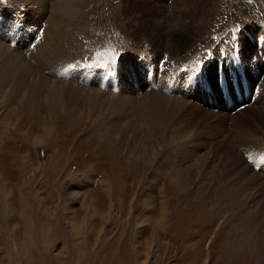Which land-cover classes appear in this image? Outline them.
Here are the masks:
<instances>
[{
	"label": "rangeland",
	"instance_id": "374dc122",
	"mask_svg": "<svg viewBox=\"0 0 264 264\" xmlns=\"http://www.w3.org/2000/svg\"><path fill=\"white\" fill-rule=\"evenodd\" d=\"M152 1L155 9L169 13L171 18L178 12L172 7L173 0ZM52 2L48 0L43 17L31 25L25 18L32 12L37 15L35 2L0 0V42L25 55L32 67L35 63L29 54L33 41H38L48 26ZM145 2L68 0L64 7L78 9L72 10V22L82 21L92 42L77 51L76 46L86 42L74 40L66 19L62 24L66 26L64 38L67 37L65 43L70 49L61 50L63 59L53 62L64 70L49 69L54 67L47 64L43 65L47 71L41 68L38 74L62 83L59 78L65 76V69L94 72L118 59L110 63L107 76L99 75L104 74V81L109 83L112 76L111 83L117 87L121 76L115 70L118 67L120 71L118 64L135 54L137 67L145 60L142 52H149L152 47L146 38L136 40L137 44L130 37L133 31L127 23L129 12L124 9V5L134 3V7L147 11L154 9ZM208 10L202 25L196 24L195 33L192 31L198 34L184 50L183 62L190 60L197 50L202 56L210 34L237 22L244 29L235 40L239 41L240 50L250 46L246 56L255 50L257 33L249 22L253 12H262L264 21V0H215ZM10 17L14 20L11 25ZM219 44L220 40L210 43L206 56ZM168 59L162 62L167 63ZM255 59L253 67L257 69L260 65L256 56ZM129 63L122 66L126 76L133 87L144 88L133 94L136 99L129 97V103L119 97L116 87L106 89L114 96L108 100L101 96L92 101L88 93L79 97L78 93L65 91L68 100H56L51 95L50 100L33 103L31 90L20 93L14 87L15 80L7 83L3 79L7 84L5 91H0V264H264V170H255L251 166L254 158L245 157L264 143V121L250 109L258 104L252 102L235 113L225 110L223 120L199 116L203 119L199 123L188 112L184 117L179 109L176 113L170 106L169 113L171 110L175 114L171 119L170 114L167 121L162 112V121L168 123H162L165 128H158L159 138L150 140L152 136L143 126L138 108V104H143L142 95L146 91L151 93L150 88L142 86L141 73V80L130 77L137 69L129 67ZM249 80L252 83L253 78ZM90 86L87 89H93ZM179 95L205 104L201 92ZM158 100L154 97L153 101ZM235 114L246 124L233 126L231 118ZM214 121L223 122L231 137L244 132L248 137L242 142L244 146H232L235 138L230 136L227 149L217 144L211 136ZM127 123L137 127L135 136L131 132L124 134ZM181 126L190 131L181 133ZM213 148L217 154L207 157V151L214 152ZM233 149L239 150L242 157H229L227 151ZM187 155L193 157L184 159Z\"/></svg>",
	"mask_w": 264,
	"mask_h": 264
},
{
	"label": "bare ground",
	"instance_id": "6f19581e",
	"mask_svg": "<svg viewBox=\"0 0 264 264\" xmlns=\"http://www.w3.org/2000/svg\"><path fill=\"white\" fill-rule=\"evenodd\" d=\"M28 1H29V3H30V1L35 2L36 3L35 6H37V8H38V10H36V12H38L37 15H35V12L34 13L32 12V14L30 13L31 16L28 15V17L26 16V18H25L27 20V22L31 21V25H33V24H36V21L38 20L39 17H41V16L43 17L44 13L47 11V6L49 3H47L48 0H28ZM67 1L68 0H53V2H52V6L50 7V13L47 16L48 21H46V25H48V26L43 29L42 35L38 39V41H33L34 43L32 45L31 52L29 54V59H31V62L35 63L33 66L34 68L31 66L32 65L31 63H30V65L28 64L29 62L27 61V59H26V61L28 63L25 61V59H24L25 55L19 54L18 52L13 51V49H11V48L9 50V48H7V46L5 47L4 44L0 42V91H5L4 87H5L6 82H4V80L7 79L6 80L7 83L9 80H11V81L15 80V84H14L15 86L14 85L13 86L15 88H17V91H19L20 93H26L27 90H31V92H29V93L31 95L30 97H31L33 103H37V101H39L40 99L47 100L51 97V95H53L54 98L56 97V100H61V98L66 100L67 95L64 93L65 91L68 93H71V92L78 93L79 97L82 95V93H88V95L91 97L90 100H92V101H94L93 99L100 98L101 96H103V98L104 97L107 98V100L111 97H114L112 91L110 92L109 90H106L108 88H102L101 84L96 86L98 88L90 86V85H86V84H81L82 85L81 86L80 83H77V82L70 80V79H65V76L67 73H64L65 76L60 75L61 78H59V79H61L62 83L56 82L55 79H52V78L50 79L48 77V75H47V77L49 79L47 77H42V76H40V74H38L39 69L44 68L43 65H47V64H52L54 67V68H49V69H60V70H62L63 67H57L56 65H58V64L54 65L53 62H55V59L56 60L63 59L62 55L60 54L61 50L70 49V45H68V43H65L68 41L66 39L67 37L64 38V36H66V33H65L66 30L64 29V27H66V26L63 24H64V21L66 19H69L68 21H66V24H68V26H67L68 28L71 27L70 32H72V31L74 32V36H75L74 40H76L77 42H79L80 40H84V42H86L85 44H81V42H80V45L76 44L77 45L76 46L77 51H78L79 47L82 48L86 44H89L92 42L91 40H88L89 37H87L88 36L87 31H84V30H86V28L82 24V21L76 20V21L72 22V20L74 18L71 14H73L72 10H75V9L73 8L72 10H69L68 8L64 7L66 5ZM137 1H140V0H137ZM214 1L215 0H173L175 5L174 6L171 5V6L178 11L177 14L173 18L168 16L169 13H167V15H166V14H163L161 11H158L157 9H155L153 7V1L152 0H146V2H145V4H147V2H148L154 8L153 10L150 9L148 11L145 9H141L139 6L134 7L136 5L135 3L129 7L124 5V9H126V11L129 12L126 15V16H128L127 17V23L133 31L132 33H130L131 34L130 37H133L134 39L133 38L132 39L135 40V43H137V44H138L137 41L139 39H142V38H146V40L151 42L152 47H149V48L147 47L148 50L150 49V51L149 52H146V51L142 52L145 54L144 59L149 61V62H155L156 63L159 59H161V58L164 59L163 56H161L162 53H168V56H166V57H167V59L169 58L167 63L164 62V60H163V62L166 64L163 63V65H160L161 71L158 72V74L161 76L160 77L158 75H157L158 77L156 76V80H157L156 86L158 88L154 89V88H152V86L151 87L148 86V89L150 88V90H148V91L151 93H148L146 91V93L143 92L144 95L141 94L142 95L141 99H143L141 103H143L145 105L138 104V108L140 110V117L143 118V126L148 130L147 133H150V135L152 136V138H151L149 135L150 140L154 139V137L156 138L157 135L160 134V131L158 130V128L161 129V127H164V125L162 126V123L164 124V122H165V121H162V119L164 117V114L162 112L165 113L164 119L169 120V117L171 114V110L169 113L170 106L174 110V112H176V113H178L177 111L179 109L182 112L181 114H183L184 117L186 116V114L188 112L189 115H191V117L194 116L192 118H195L198 123H199V119H201V121L203 120L201 118L203 115H204V118L214 116L213 120L214 119L215 120H223L224 119L223 116H225V114H224L225 108H224V105L222 104V102L220 100L219 95L210 96V102H208L206 100V95L201 93L205 99V104L202 102H199L197 99V101L201 104V105L197 106V104L194 103L196 101H194V102L190 101V99L185 98L183 95H168V94L162 93V91L164 90L163 88L165 87V84H166V79H168L169 77H171L173 75V73H175V71L177 70L176 68L178 67V65H180V62L183 59V55L185 54L184 50L187 48V46L190 44V42L196 38V34H198V33L193 34V32H194L193 29L195 27H197L196 24H198V26L202 25V23L205 20V18H203V17H208L207 16V10L208 9L211 10V7L214 5ZM133 2H135V1H133ZM156 5H157V3H156ZM71 8H72V5H71ZM138 9L141 10V12H138ZM76 10H78V9H76ZM209 10H208V12H209ZM63 14H65V16L68 18H66V17L64 18ZM80 14H81V12H80ZM146 15H147V18H146ZM78 16H80V15H78ZM12 18L13 17H10L8 19L9 25H11V23L14 22V20ZM195 20H196V22L197 21H199V22L196 23ZM6 28H8V27L6 26L5 29ZM2 29H0V30H2ZM15 32H18V31H15ZM62 36H63V38H62ZM1 38L2 37L0 36V39ZM77 39H79V40H77ZM142 45H143V43H142ZM89 46H90V44H89ZM89 46L87 47L88 49L90 48ZM44 47H45V49H44ZM249 49H251V47L245 45V47L241 51V52H243L245 57L247 54L246 51H249ZM145 50H146V48H145ZM199 54H200V51L197 50L196 53H194V57L200 56ZM141 59L143 60V58H141ZM135 60H136V56L134 54L132 57H129L127 59H123L122 62H120L118 64V66H120V71H119L118 67H117V69H115L116 72L118 73V75H121V76H120V80H119L117 88H115V87L114 88L120 90L119 91L120 92L119 97L123 98L124 102H126V103L127 102L129 103V101L132 102V99H129V97L135 98L134 97L135 95H133V94L138 93L137 92L138 88L135 87L136 85L134 87L132 86V84H131L132 81L129 80V76H126L125 70H123L124 67L122 68V66H124V64L130 62L129 67L134 69L136 67V65L134 64ZM188 61L189 60H187L186 62H188ZM174 64H177V65L174 66ZM212 67H213V70H212ZM47 69H45V71H47ZM174 69H176V70H174ZM63 70H64V68H63ZM59 71H58V74H61ZM65 72H67V69H65ZM213 73H214V66L210 63L208 65L206 76L207 77L209 76L210 78H212ZM55 74H57V71ZM136 74H137V76H134ZM169 74H170V76H169ZM55 76H58V75H55ZM101 77H102V81H104V79H105L104 74H103V76L101 75ZM130 77L135 78L136 81L139 78L141 80L140 73H139V71L137 72V70L135 72H133V76L131 74ZM144 78H145V76H144ZM158 79H159V81H158ZM110 83L107 81L108 85ZM133 83H134V81H133ZM89 86L92 87L93 89H90V88L87 89V87H89ZM131 86H132V88H131ZM142 86H143V84H142ZM83 87H85V88H83ZM68 88H71L75 91H72ZM259 88H260V92L258 90L257 95H256V100L253 101L254 103L258 104V107L256 106V107H252L250 109H251V112L255 116L258 117V119L264 121V77L259 82ZM61 89H63L62 92H61ZM227 92H228V98L230 99V101L232 103H235V96L230 93V89L227 88ZM154 97L158 98L159 100L157 102H154L153 101ZM68 99H70V97ZM73 99H74V102H76L75 98H73ZM76 99H78V98H76ZM27 100H28V98H27ZM99 100H101V99H99ZM83 102L84 101H81V105H80L81 108H83ZM135 102H137V101H135ZM139 103H140V101H139ZM52 104H53V102H52ZM58 105H59V103H58ZM259 105H260V107H259ZM155 106H159V107L156 108ZM160 106L162 108L158 109V108H160ZM213 107H219L221 109L220 112L218 111V113L213 114L207 110V109H211ZM137 113H139V111ZM174 114L175 113L171 114L170 119L172 118V116ZM199 116H201V117L199 118ZM174 117H176V116H174ZM240 117H241L240 115L235 114L233 116V118H231V120H232L231 124L234 126V123L235 124L239 123V125L241 127L243 124L245 125L246 121H243V119H240ZM245 118H248V117H245ZM139 120H141V119L139 118ZM131 121H133V120H131ZM167 121L165 123H168ZM188 123H190V122H186V124H188ZM174 124L173 125L171 124V125L175 126ZM193 124H195V123H193ZM191 125H192V123H191ZM195 126H197V125H195ZM116 127H118V126L116 125ZM235 127H237V126H235ZM113 128H114V126H113ZM136 128L137 127H135L134 125L127 123L125 126V130L123 132H124V134L125 133L129 134L131 132L130 134L135 136L137 133ZM180 128L182 130H179V129H177V130H179L181 133H187L188 131H190L188 129H185V127H182V126ZM211 129H212V131H211L212 132V134H211L212 139L215 138L216 143L218 142L217 144L223 145L222 147L226 148L230 144L229 143L230 138L228 139V137L229 136L231 137V135L229 134L227 126H225L223 122L215 123V121H214V124H213V126H211ZM184 130L187 132H185ZM233 130H234V128H233ZM235 131L237 132V130H235ZM114 133H115V131H114ZM175 133L176 132H174V134ZM242 133L243 134L238 133L235 137L234 136L231 137V139L235 138L232 146L239 144V147L242 148L241 146L244 144L242 142L247 137L244 132H242ZM224 134H227V137L223 136ZM222 136L224 138H222ZM145 138H147V137H145ZM145 138H143V139H145ZM157 138H159V137H157ZM143 141H146V140H143ZM211 141H210V143H211ZM255 141H257V140H255ZM148 143L149 142H147V144ZM149 145L151 146L152 144L150 143ZM149 145H147V147ZM253 145H255V144H253ZM153 146H156V145L154 144ZM216 147H217L216 149H218V146H216ZM214 148H213V151L215 150L214 152H209L210 150L207 151V157H209V155H211V154H213V156L217 154L216 149H214ZM153 151L154 150L152 149V152ZM238 151L239 150L233 149L232 152H229V151H227V152L230 155L229 157H242ZM192 154H193V152H192ZM189 157H193V155H187V156H185L184 159L189 158ZM207 160H209V159H207ZM252 177H254V176H252ZM72 201H73V199H72ZM22 210H23V208H22ZM263 247H264V243H263ZM135 251L137 252V250H135ZM64 252L65 251L61 252L60 254H63ZM59 264H63V263L59 262Z\"/></svg>",
	"mask_w": 264,
	"mask_h": 264
}]
</instances>
